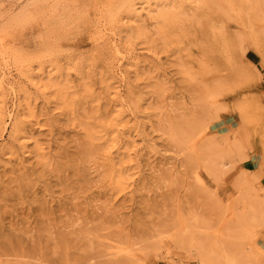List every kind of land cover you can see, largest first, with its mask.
<instances>
[{"label":"rangeland","instance_id":"1","mask_svg":"<svg viewBox=\"0 0 264 264\" xmlns=\"http://www.w3.org/2000/svg\"><path fill=\"white\" fill-rule=\"evenodd\" d=\"M126 1L146 21L116 31L107 10ZM0 2L8 9L0 27L10 22L17 33L13 45L0 46V90L11 115L0 145L9 141L20 90L33 91L29 80L42 67L58 63L74 76L83 58L109 43L126 55L116 66L119 102L107 110L125 124L119 163L127 170V188L117 195L73 119L83 91L65 105L35 96L39 124L23 114L31 141L15 147L14 158L12 145L0 150V264H198L201 245L249 256L258 247L261 255L247 264H264V69L231 59L233 33L211 34L214 57L203 60L194 0ZM43 7L54 18L43 20ZM230 30L248 35L254 25ZM241 67L256 71L257 80ZM219 165L226 166L222 174L209 173ZM117 251L127 260L113 257Z\"/></svg>","mask_w":264,"mask_h":264},{"label":"bare ground","instance_id":"2","mask_svg":"<svg viewBox=\"0 0 264 264\" xmlns=\"http://www.w3.org/2000/svg\"><path fill=\"white\" fill-rule=\"evenodd\" d=\"M159 3L157 1L156 5L158 6ZM194 3L197 7L196 12L199 16L202 32L203 40L199 49L201 55L203 54V60L206 56L208 60H212L214 57V52L209 47L208 37L211 34L216 36L218 30L222 29L233 33V38L229 42L230 57L233 61L236 62L241 59L250 67L264 69V4H256L254 0H194ZM148 6V1H146L142 9ZM138 8L132 1H126L119 9H108L106 20H108L112 29L120 32L130 29L128 27L140 28L141 25L137 22L142 23L146 20L143 19L144 11ZM183 9L186 12V8ZM7 10V4L0 2V18L3 17L2 14ZM43 10H41L43 20L45 18L47 20L54 18L55 14L46 13V8L44 7ZM154 12L156 11H151L150 13ZM253 15L257 17L254 19ZM13 19L19 21V17L16 15ZM250 23L254 25V30L248 35H238L230 30L234 25L245 26ZM10 26L11 23L9 22L0 27V46L13 45V37L17 33ZM2 37L6 38L5 41H2ZM240 38H243V40L241 41ZM149 50L152 51V46L149 47ZM121 51V48L109 43L99 47L96 54H90L89 57L81 60L79 68L73 71L75 73L74 76L71 71H66L58 63L57 65L52 63L51 69L45 68V66L42 67L37 72V79L29 80V85L33 88V91L29 89L20 90V110L14 117V124L9 132V141L1 144L0 150L6 152V146L12 145L13 147L8 153H10V158H14L17 155V151L14 148L23 149L31 141V138L26 135L28 125L25 124L23 114L26 113L29 117L36 118L35 121L39 124L31 102L35 96L41 97L46 102L65 105L70 96L83 91L81 112H78V116H74L73 119L81 124L84 136L91 148V153L96 156L99 166L110 178L115 193L117 195L123 193L127 188V178L125 177L127 170L119 163V157L122 155L123 139H121V132L125 124L120 115L107 110L108 105L117 104L120 99L116 66L118 63L121 64L126 61V55L122 54ZM249 52L257 54L261 58V63L257 64L250 61L247 57ZM21 62L23 63V61ZM145 63L151 67L150 61L147 60ZM201 68L204 72L208 71V65L206 64L202 65ZM134 69L137 72L139 71L138 66H135ZM239 71L247 80H257L256 71L242 67ZM0 87L4 88L3 83L0 84ZM6 96L7 91L4 89L0 90V139L6 130V119L11 116L5 108ZM80 117L83 119L79 120ZM233 133L232 130L230 134ZM35 151L38 158L46 163L47 154L41 143L36 142ZM223 167L225 168L226 166L223 165ZM223 167L219 165L209 170V173L220 175L223 173ZM238 177H235L232 181L235 187L241 184V180ZM173 241L175 243L179 242L176 239H173ZM255 250V253L249 256L246 252L242 254L217 253L201 245L196 254L198 264H247L249 260L257 259L261 255L262 250L260 248L257 247ZM112 255L115 258H120V261L127 260L120 251L112 252ZM14 264L33 263L24 259L23 261H16Z\"/></svg>","mask_w":264,"mask_h":264},{"label":"crops","instance_id":"3","mask_svg":"<svg viewBox=\"0 0 264 264\" xmlns=\"http://www.w3.org/2000/svg\"><path fill=\"white\" fill-rule=\"evenodd\" d=\"M247 57H248V59H249L250 61H252L253 63H256V62L258 61V59H259V56H258L257 54H255L254 52H249V53L247 54ZM227 124H228V125L231 124V121L229 120Z\"/></svg>","mask_w":264,"mask_h":264}]
</instances>
